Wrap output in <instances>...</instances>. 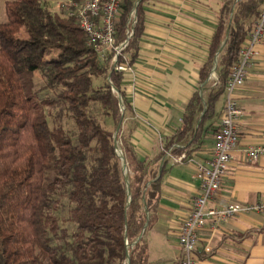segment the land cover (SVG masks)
I'll use <instances>...</instances> for the list:
<instances>
[{
    "label": "trees",
    "instance_id": "1",
    "mask_svg": "<svg viewBox=\"0 0 264 264\" xmlns=\"http://www.w3.org/2000/svg\"><path fill=\"white\" fill-rule=\"evenodd\" d=\"M41 1L7 0V19L0 24V264H149L145 234L156 221L166 153L181 155L209 130L205 123L264 0L223 2L199 72L203 94L192 95L179 131L147 161L120 139L117 96L126 109L124 73L110 67V56L98 62L75 20L49 12ZM136 1L122 2L116 43L126 40ZM144 1L134 9L136 24L123 50L129 66L138 57ZM219 50V86L213 88L207 79ZM36 73L43 81L40 89ZM99 77L104 83L94 88ZM43 90L53 97H41ZM94 105L112 131L91 113ZM57 107L71 119L73 134L60 123L50 126L47 111ZM118 126L116 139L130 172L129 201L113 141ZM63 198L70 208L62 222L73 226L72 233L59 226L56 215Z\"/></svg>",
    "mask_w": 264,
    "mask_h": 264
},
{
    "label": "crops",
    "instance_id": "2",
    "mask_svg": "<svg viewBox=\"0 0 264 264\" xmlns=\"http://www.w3.org/2000/svg\"><path fill=\"white\" fill-rule=\"evenodd\" d=\"M224 1L145 0L142 4L144 29L138 57L123 76L127 107L120 128L137 159L156 156L181 128L192 95L203 94L199 72L208 59ZM234 98L243 112L237 123L239 141L211 207L264 204V157L249 163L243 155L247 148L264 144V36ZM224 103L225 92L215 102L205 128H218ZM210 130L183 152L188 155L182 162L168 156L156 221L145 234L149 264H178L179 229L199 192L196 164L212 155ZM194 260L195 264H264V213L239 215L216 231L207 224L198 232Z\"/></svg>",
    "mask_w": 264,
    "mask_h": 264
},
{
    "label": "built area",
    "instance_id": "3",
    "mask_svg": "<svg viewBox=\"0 0 264 264\" xmlns=\"http://www.w3.org/2000/svg\"><path fill=\"white\" fill-rule=\"evenodd\" d=\"M122 2L123 0H60L65 17L75 20L85 34L87 46L92 48L98 62L102 63L110 56V67L125 73L131 72V66L128 65V57L123 50L133 35L136 15L133 11L128 15L126 40L116 43V24L120 17ZM263 36L264 2L258 8L246 38L238 48L237 59L230 68L224 87L225 103L218 128L213 135L212 155L207 162L196 164L199 192L194 197L188 216L179 229L178 264H195L198 232L207 224L216 231L224 223L239 215L264 213V204L260 203L250 205L231 203L220 208L209 206L220 188L221 180L239 141L237 123L243 112L235 102V92L243 86L250 62L255 56V48L261 43ZM213 68L207 80L215 88L219 86L217 61L215 69ZM166 155L170 156L169 151ZM243 155L247 162L255 163L259 158L264 157V144L247 148ZM185 159L184 153L175 157L176 162H182Z\"/></svg>",
    "mask_w": 264,
    "mask_h": 264
},
{
    "label": "rangeland",
    "instance_id": "4",
    "mask_svg": "<svg viewBox=\"0 0 264 264\" xmlns=\"http://www.w3.org/2000/svg\"><path fill=\"white\" fill-rule=\"evenodd\" d=\"M6 1L7 0H0V24L5 23L6 19H7L6 18V13H5V2ZM41 5H42V7L44 9L48 10L51 13L57 14L60 17H65V11L62 8L60 0H42L41 1ZM128 61H129V57H128ZM34 83H35L36 89H40L43 86V81H42V79H41V77H40V75L38 73H36L35 76H34ZM103 83H104V79L102 77L95 78L93 80V87L94 88H98V87L102 86ZM40 96L43 97V98H46V97L47 98H52L53 94L49 90H43L40 93ZM117 98H118V96H117ZM96 107H97V105H94L92 107L91 113L94 116H98L99 120L104 124V127L106 129L112 131L113 127H112V125L110 123V120L108 118H106V117H102L103 115H101V112ZM124 109L125 108H123L122 116H123V113H124ZM47 112L50 114L49 117H48V122H49L50 126H53L56 123H60L63 126V128L68 133L73 134L75 132V128H74V125H73L71 119L66 117L67 115L64 112L60 111L59 107L54 108V109H52L50 111H47ZM55 116H61L60 117L61 118L60 121ZM209 129H211L210 131H212V136H213L214 133L216 132L217 128L210 127ZM119 134H120V139L123 141L124 136L121 134V129H120ZM119 150H121V143L118 140L117 141V150L116 151H117L118 154H121V152ZM120 162H121V159H120ZM121 172H122L123 177L127 176V178H128L130 176L129 168L127 167L126 163H125V168H123V163L121 162ZM69 208H70V204L68 203L67 199L63 198L61 200V208L56 213V215H57V217L59 219V226L62 227V228L66 227L68 229L69 233H72L74 231L73 226L62 222V218H66Z\"/></svg>",
    "mask_w": 264,
    "mask_h": 264
},
{
    "label": "water",
    "instance_id": "5",
    "mask_svg": "<svg viewBox=\"0 0 264 264\" xmlns=\"http://www.w3.org/2000/svg\"><path fill=\"white\" fill-rule=\"evenodd\" d=\"M142 0H137L136 2H135V4H134V9L136 8V6L138 5V3H140ZM134 9H133V12L135 13V11H134ZM228 37V32L226 33V38ZM220 51L221 50H219L217 53H216V55H215V58H214V60H213V69H215V67H216V61H217V57H218V55H219V53H220ZM107 81H109V77L107 78ZM113 92H115L114 90H113ZM118 106H119V110H120V112H121V114H122V111H123V102H122V100H121V97L120 96H118ZM121 126V125H120ZM119 126H118V128L115 130V132H114V134H113V141H114V146H115V153H116V155L121 159V162L123 163V168H125V159H124V156H123V154H122V152H121V150H119L120 152H121V154H118L117 153V139H116V135H117V133H118V131H119ZM162 164H163V162H161V165H160V168H159V171L161 170V167H162ZM124 179H125V183H126V187H127V193H128V201L130 200V194H129V192H128V178H127V176H125L124 177ZM147 225V224H146ZM146 228V226H144V229ZM142 236V234L139 236V238Z\"/></svg>",
    "mask_w": 264,
    "mask_h": 264
}]
</instances>
